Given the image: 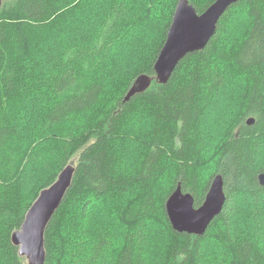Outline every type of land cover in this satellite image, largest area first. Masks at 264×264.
Masks as SVG:
<instances>
[{
	"label": "trees",
	"instance_id": "obj_1",
	"mask_svg": "<svg viewBox=\"0 0 264 264\" xmlns=\"http://www.w3.org/2000/svg\"><path fill=\"white\" fill-rule=\"evenodd\" d=\"M73 1L0 0V264H25L12 235L76 156L72 188L46 231L45 264H264V187L258 180L264 172V0L231 7L206 48L188 55L168 83L154 80L126 103L140 75L156 78L154 65L179 0H108L103 15L83 13V37L70 36L47 60V49L38 47ZM189 1L201 14L216 0ZM242 10L246 31L234 47H225L229 40L223 44L221 34ZM147 22L163 24L159 42L152 28L129 41L127 34ZM120 43L135 51L151 48L153 57L115 93L103 78L124 47ZM46 65L51 73L39 71ZM228 69L246 80V99L221 144L213 136L216 164L206 175L203 118L228 85ZM39 91L49 103L37 106L35 115L26 113L28 98ZM136 113L143 116L135 130L141 139L136 147L119 149L115 136ZM32 167L42 170L41 185L25 195ZM218 175L227 200L206 234L174 230L166 212L172 193L181 185L199 208ZM78 201L79 209H72ZM94 202L101 208L92 210ZM71 210L75 217L69 221ZM150 227L164 229L156 235L164 248L151 253V261Z\"/></svg>",
	"mask_w": 264,
	"mask_h": 264
},
{
	"label": "water",
	"instance_id": "obj_2",
	"mask_svg": "<svg viewBox=\"0 0 264 264\" xmlns=\"http://www.w3.org/2000/svg\"><path fill=\"white\" fill-rule=\"evenodd\" d=\"M245 0H216L205 12L198 13L189 0H179L175 10L166 42L154 65L156 78L142 74L135 81L124 99L129 102L136 94L147 91L154 80L166 84L179 64L190 54L203 51L215 36L223 15L234 5ZM254 118L248 120L249 125ZM77 168L69 164L58 180L44 189L26 214L21 228L13 233L12 242L19 248V255L29 264H45V235L57 209L63 204L72 188ZM264 187V172L258 177ZM224 179L222 175L214 178L206 200L197 208L190 193H183L181 185L172 193L166 203V212L174 230L179 233L203 236L213 220L220 215L226 203ZM173 200L190 204L196 215L174 216L170 212Z\"/></svg>",
	"mask_w": 264,
	"mask_h": 264
},
{
	"label": "rangeland",
	"instance_id": "obj_3",
	"mask_svg": "<svg viewBox=\"0 0 264 264\" xmlns=\"http://www.w3.org/2000/svg\"><path fill=\"white\" fill-rule=\"evenodd\" d=\"M82 2L83 0H74L69 5V8L66 9L65 7L63 10L61 9V11L65 10V12L62 13L63 19L61 23L52 28H47V33H45L44 35L42 45H40L37 50V52H39L41 49H47V60L52 59L53 54L56 52L58 47L63 44V42H65V40L70 36L76 35L78 37H83L88 32L84 28L87 27L88 21L85 18V14L83 13H89L91 10H96V12H101V15H103L104 12L102 10L107 4L108 0H88L83 3ZM242 15H244L243 10L240 14L238 13L236 15L237 17L232 16L231 21L229 22L231 25H229L228 28L226 30L224 29V31L222 32L221 42L223 44H226L225 41L229 40V45H226L225 47H234L239 38L243 36L244 32L246 31L247 21L242 20ZM239 20H242V22H239ZM162 27L163 24L147 22L134 30L131 34H127V37H129V41L132 39L137 42V31L143 32L148 28H152L155 32V34H153L155 38L154 43H157L159 42L162 35ZM232 34L234 35L233 37ZM126 44L120 43L119 47H122ZM42 54L43 53L41 52L40 55ZM152 57L153 50L151 48L139 49L135 51V48L133 47L124 46L123 48L118 50L117 55L109 62L108 68L110 66V69L108 70L107 68L109 72L107 71L103 78L105 80L104 84L107 87L106 90L110 92L121 93L128 79L142 67L145 61L150 60ZM52 70L53 68L50 65H46L45 68H41V70L39 71H42L43 73H51ZM227 76L228 85L226 86L222 94L218 97V99H216V102H214L212 105H209V108L206 110L203 118V133H205L206 139L208 141V149L205 150L204 156V161L206 162L205 166L202 169L206 175H210L214 171V167L216 164V153L213 150V145H216L217 142L213 140V136H219L221 144V142L225 138V134L228 128L237 122L239 115L242 113L243 104L246 99V80L230 69L227 70ZM108 95L109 94L107 93L106 99L108 98ZM47 97L48 95L46 92L39 91V93H37L34 97L28 98L25 105H29V107L26 106L25 112L29 114L32 110V115H35V108L37 106L41 107L42 105H47L49 103V101L47 102ZM142 118L143 116L141 114H134L128 121L126 127L115 136V139L119 141V144L117 145L119 149L126 150L127 147H136L138 145V142L141 138H137L135 136V130L139 129L140 124H143ZM27 120H31V116ZM31 124L32 123H30V125ZM144 140L146 139L144 138ZM74 159L75 160H73L74 162L72 163L77 166V161L79 158L76 156L74 157ZM260 163L264 165V150L261 153ZM37 169L38 167H32L28 171L29 180H26L27 185L24 186L25 195H29V192L31 193L32 191L33 193H35V189L41 185V182L39 181L41 179L40 175L43 176L42 170ZM157 186L159 189V185ZM166 189L167 187L165 188V190ZM163 193L165 192L163 191ZM70 207H72V209L78 210L79 201L77 203H74L73 205H70ZM91 208L92 210H95L101 208V206L98 202H94V205L91 206ZM69 216V221H71V219L75 217L73 210L69 212ZM90 217H92V214H90ZM161 230L164 231V229H159L157 227L148 228L150 239L149 245H147L146 247V251L150 257L149 261L153 260L150 256L151 253H153L155 250H160L161 252L162 248H164L162 247L163 245L161 246L159 237L156 236L158 234H161ZM259 240L261 241V244L264 248V233L261 237H259ZM205 261L203 260L202 264ZM212 263L217 264L216 259H214ZM25 264H29L26 259Z\"/></svg>",
	"mask_w": 264,
	"mask_h": 264
},
{
	"label": "snow or ice",
	"instance_id": "obj_4",
	"mask_svg": "<svg viewBox=\"0 0 264 264\" xmlns=\"http://www.w3.org/2000/svg\"><path fill=\"white\" fill-rule=\"evenodd\" d=\"M170 212L174 216H190L196 215L192 211V207L190 204L185 205L182 201L173 200L172 204L170 205Z\"/></svg>",
	"mask_w": 264,
	"mask_h": 264
},
{
	"label": "bare ground",
	"instance_id": "obj_5",
	"mask_svg": "<svg viewBox=\"0 0 264 264\" xmlns=\"http://www.w3.org/2000/svg\"><path fill=\"white\" fill-rule=\"evenodd\" d=\"M232 7H233V6H232ZM154 71H155V70H154ZM155 75H156V73H155ZM57 180H58V179H57ZM57 180H56V181H57ZM259 184H260V183H259ZM67 195H68V194H67ZM191 195H192V194H191ZM37 199H38V198H37ZM65 199H66V198H65ZM205 200H206V199H205ZM226 200H227V199H226ZM34 203H35V202H34ZM34 203H33V204H34ZM29 210H30V209H29ZM57 211H58V209H57ZM220 214H221V213H220ZM218 216H219V215H218ZM218 216H217V217H218ZM217 217H216V218H217ZM216 218H215V219H216ZM215 219H214V220H215ZM214 220H213V222H214ZM213 222H212V223H213ZM170 223H171V222H170ZM212 223H211V225H212ZM211 225H210V226H211ZM210 226H209V228H210ZM209 228H208V229H209ZM207 231H208V230H207ZM207 231H206V232H207ZM205 234H206V233H205ZM189 235H190V234H189Z\"/></svg>",
	"mask_w": 264,
	"mask_h": 264
}]
</instances>
